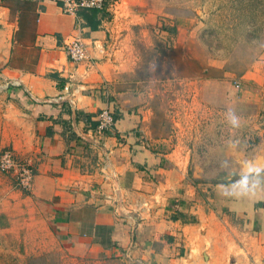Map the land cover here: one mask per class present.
Masks as SVG:
<instances>
[{"label":"crops","instance_id":"obj_1","mask_svg":"<svg viewBox=\"0 0 264 264\" xmlns=\"http://www.w3.org/2000/svg\"><path fill=\"white\" fill-rule=\"evenodd\" d=\"M83 12L0 0V143L33 169L28 197L46 215L48 244L80 260L264 264V171L248 176L260 187L247 196L232 186L243 177L188 182L162 149L157 106L138 94L141 53L162 38L157 18L148 10L132 24L100 13L88 22ZM77 36L88 60L73 65L65 47ZM237 85V114L257 120L260 150L264 50ZM105 108L115 126L98 136Z\"/></svg>","mask_w":264,"mask_h":264},{"label":"rangeland","instance_id":"obj_2","mask_svg":"<svg viewBox=\"0 0 264 264\" xmlns=\"http://www.w3.org/2000/svg\"><path fill=\"white\" fill-rule=\"evenodd\" d=\"M121 1L132 12L123 22L149 10L162 30L156 46L141 53L138 91L157 106L162 149L184 166L188 182H219L232 167L229 146L247 156L261 143L257 120L240 122L235 101L239 77L264 50V0ZM5 147L0 143V151ZM45 218L28 192L0 173V264H127L75 259L49 245Z\"/></svg>","mask_w":264,"mask_h":264},{"label":"built area","instance_id":"obj_3","mask_svg":"<svg viewBox=\"0 0 264 264\" xmlns=\"http://www.w3.org/2000/svg\"><path fill=\"white\" fill-rule=\"evenodd\" d=\"M60 7L66 15L76 16L79 11H97L108 21L123 22L125 12L132 13L121 0H47ZM129 13V14H130ZM65 54L70 64L80 65L88 60V49L80 37L73 39L66 45ZM67 90V88H64ZM115 126L113 112L108 109L99 111L96 117L94 132L98 136L112 132ZM0 173L13 179L15 187L22 192H29L32 187L34 172L31 165L15 157L10 148L0 151Z\"/></svg>","mask_w":264,"mask_h":264},{"label":"water","instance_id":"obj_4","mask_svg":"<svg viewBox=\"0 0 264 264\" xmlns=\"http://www.w3.org/2000/svg\"><path fill=\"white\" fill-rule=\"evenodd\" d=\"M225 157L232 161V167L229 172L219 180L221 183H230L235 178L254 175L251 170L264 171V148L255 149L252 155H245L243 151H237L235 147L229 146ZM259 173V172H258ZM256 174V173H255Z\"/></svg>","mask_w":264,"mask_h":264},{"label":"clouds","instance_id":"obj_5","mask_svg":"<svg viewBox=\"0 0 264 264\" xmlns=\"http://www.w3.org/2000/svg\"><path fill=\"white\" fill-rule=\"evenodd\" d=\"M232 124L235 126L237 125V118L235 116L232 117ZM260 171H254L251 170L252 174L258 173ZM233 188H237L239 189L238 195L241 196H247V195H251V194H255V191L258 187H260L259 181L253 183L252 185H249V181H248V174H245V176L238 182H234L233 183ZM237 194V193H234Z\"/></svg>","mask_w":264,"mask_h":264},{"label":"trees","instance_id":"obj_6","mask_svg":"<svg viewBox=\"0 0 264 264\" xmlns=\"http://www.w3.org/2000/svg\"><path fill=\"white\" fill-rule=\"evenodd\" d=\"M98 14L99 12L97 11H84L83 14L81 15L84 17V19L90 22L91 20H94L98 16ZM39 260L41 261L42 258L38 257V258L31 259V261H34V262L36 261L40 262Z\"/></svg>","mask_w":264,"mask_h":264}]
</instances>
